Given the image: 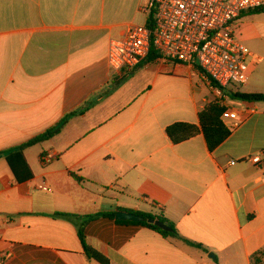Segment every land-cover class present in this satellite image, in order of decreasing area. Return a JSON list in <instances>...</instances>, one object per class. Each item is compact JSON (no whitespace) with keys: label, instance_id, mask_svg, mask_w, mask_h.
Wrapping results in <instances>:
<instances>
[{"label":"crops","instance_id":"obj_1","mask_svg":"<svg viewBox=\"0 0 264 264\" xmlns=\"http://www.w3.org/2000/svg\"><path fill=\"white\" fill-rule=\"evenodd\" d=\"M144 6L0 0V153L68 117L23 151L31 177L20 171L17 182L0 155V264H99L79 241L84 220L54 214L117 212L162 214L191 245L115 218L89 221L86 243L109 264H264V103L225 102L238 126L213 151L201 134L173 144L166 128L198 125L216 97L187 65L109 69L110 40L146 25ZM255 71L226 90L264 94Z\"/></svg>","mask_w":264,"mask_h":264},{"label":"built area","instance_id":"obj_2","mask_svg":"<svg viewBox=\"0 0 264 264\" xmlns=\"http://www.w3.org/2000/svg\"><path fill=\"white\" fill-rule=\"evenodd\" d=\"M143 9L146 24L153 15V26L134 25L121 39L110 40V70L131 73L150 63L187 65L198 71L224 104L228 101L224 90L245 85L252 66L261 61L236 33L239 18L250 11L264 10V0H146ZM151 52L155 58L148 61ZM230 118L226 110L221 120L228 129L237 127V123H227ZM53 157L48 154L43 162L49 163ZM250 161L262 164L259 156Z\"/></svg>","mask_w":264,"mask_h":264},{"label":"trees","instance_id":"obj_3","mask_svg":"<svg viewBox=\"0 0 264 264\" xmlns=\"http://www.w3.org/2000/svg\"><path fill=\"white\" fill-rule=\"evenodd\" d=\"M256 11H257L256 13H263L264 10H256ZM146 26L148 28H151L153 26L152 14L150 15V17H148V22ZM154 58H155V54L154 52H151L148 61H152ZM223 93L229 101L264 103V94H245L232 90L229 91L224 90ZM226 110L227 109L222 103V101L215 99L213 102L206 105L204 109L198 114V125L188 124V123H175L166 128L165 130L166 135L173 144H179L187 141L192 137L201 134L205 140L208 150L213 151L230 135V130L223 124L221 120L222 114ZM67 119L68 117H65L64 119L59 121L55 126L44 132L42 135L37 136L36 138L26 142L25 144H22L21 146L8 150L6 152L0 153V155L5 156V160L8 163L11 172L17 182H20L22 180V177L20 176L21 173L20 171H26L28 176L31 177V171L29 169V166L25 162L23 151L28 147L49 140L55 135H57L66 124ZM75 179L77 181H80L79 178L75 177ZM134 214L145 220H158L164 224H167L168 227L171 229V231L165 232L159 229L158 227L154 226L153 224H148L147 222L133 223L128 221L126 222L115 221V223L142 226L160 234L164 238L179 239L184 243L191 245L190 242L179 236L177 230L175 229V226L172 223H170L168 220H166L162 214L141 213V212H137ZM54 216L64 217V218H79L84 220L83 223H80L77 235L82 245L85 256L88 259L94 260L99 264H109L108 260L103 255H101L96 250H94L93 248L87 245L85 240L84 230L87 222L89 221L98 220V219H107L113 221L115 218V213H101L86 217H77V216L64 215V214H54ZM251 261L252 264H259L260 258L258 256H253L251 258Z\"/></svg>","mask_w":264,"mask_h":264},{"label":"rangeland","instance_id":"obj_4","mask_svg":"<svg viewBox=\"0 0 264 264\" xmlns=\"http://www.w3.org/2000/svg\"><path fill=\"white\" fill-rule=\"evenodd\" d=\"M256 12L250 11L243 14L244 16L237 22L236 34L249 51L261 58V61L255 64L254 78H264V11Z\"/></svg>","mask_w":264,"mask_h":264},{"label":"water","instance_id":"obj_5","mask_svg":"<svg viewBox=\"0 0 264 264\" xmlns=\"http://www.w3.org/2000/svg\"><path fill=\"white\" fill-rule=\"evenodd\" d=\"M115 220L124 221V222L128 221V222H133V223L147 222L148 224H153L154 226L158 227L159 229L165 232L171 231V229L168 227L167 224H164L158 220H145L135 214L128 213V212H117L115 214Z\"/></svg>","mask_w":264,"mask_h":264}]
</instances>
